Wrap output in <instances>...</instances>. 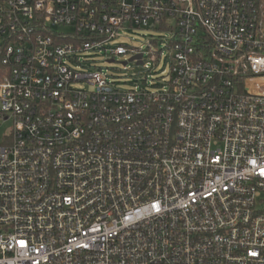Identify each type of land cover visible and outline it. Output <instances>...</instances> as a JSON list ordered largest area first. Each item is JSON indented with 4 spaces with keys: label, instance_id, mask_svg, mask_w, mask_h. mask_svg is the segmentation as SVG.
Segmentation results:
<instances>
[{
    "label": "built area",
    "instance_id": "built-area-1",
    "mask_svg": "<svg viewBox=\"0 0 264 264\" xmlns=\"http://www.w3.org/2000/svg\"><path fill=\"white\" fill-rule=\"evenodd\" d=\"M140 27L168 68L121 90ZM7 119L0 264H264V0H0Z\"/></svg>",
    "mask_w": 264,
    "mask_h": 264
},
{
    "label": "rangeland",
    "instance_id": "rangeland-1",
    "mask_svg": "<svg viewBox=\"0 0 264 264\" xmlns=\"http://www.w3.org/2000/svg\"><path fill=\"white\" fill-rule=\"evenodd\" d=\"M163 35H165V33L157 28L140 27L130 31L124 30L122 32L123 37L116 38L117 43H122L124 45L132 44L135 47L141 46L144 51L146 63L149 64L148 66L137 64L134 60L123 64L125 60L129 59L128 54L117 55L114 57V61L108 63L104 55L97 53L91 56L90 64L92 68L99 66L103 67L108 74L109 80L112 81V85L118 89L126 90L135 85L155 89L158 86L156 84L161 79V71L167 70L168 68L167 63L164 62L163 55H168L169 51L162 49L164 48L165 42L161 40L160 36ZM159 49H162L163 54L160 56L161 58L159 61L154 64L146 54L150 52L154 54ZM11 126L12 122H10V120H0V135L8 132Z\"/></svg>",
    "mask_w": 264,
    "mask_h": 264
},
{
    "label": "water",
    "instance_id": "water-1",
    "mask_svg": "<svg viewBox=\"0 0 264 264\" xmlns=\"http://www.w3.org/2000/svg\"><path fill=\"white\" fill-rule=\"evenodd\" d=\"M135 58L138 59V61H137L136 63H137V64H141V60H140L141 57H140V54L136 55L135 57H129L128 61H133ZM128 61L125 60V61L123 62V64L127 63Z\"/></svg>",
    "mask_w": 264,
    "mask_h": 264
}]
</instances>
